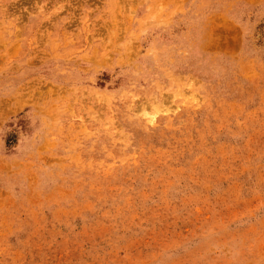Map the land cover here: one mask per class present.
Segmentation results:
<instances>
[{
  "label": "rangeland",
  "instance_id": "374dc122",
  "mask_svg": "<svg viewBox=\"0 0 264 264\" xmlns=\"http://www.w3.org/2000/svg\"><path fill=\"white\" fill-rule=\"evenodd\" d=\"M0 264H264V0H0Z\"/></svg>",
  "mask_w": 264,
  "mask_h": 264
}]
</instances>
